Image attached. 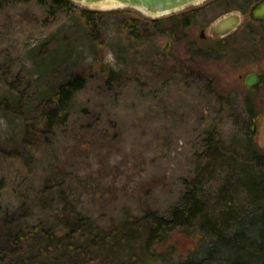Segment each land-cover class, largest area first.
<instances>
[{"label": "rangeland", "instance_id": "rangeland-1", "mask_svg": "<svg viewBox=\"0 0 264 264\" xmlns=\"http://www.w3.org/2000/svg\"><path fill=\"white\" fill-rule=\"evenodd\" d=\"M252 1L198 0L163 14L117 2L74 1L72 10L52 12L35 0L6 1L0 7V206L27 211L17 221L21 227L33 221L56 230L64 229L62 212H78L79 224L97 233L81 249L91 264H179L192 237L177 229L163 242H147L140 226L149 211L164 213L196 174L209 129L216 128L222 149L244 140L246 96L259 113L253 139L264 152V89L244 83L247 73L264 71V21L252 25L251 39L240 35ZM83 9L93 11L91 24ZM234 9L243 11L242 24L216 51L219 38L208 28ZM185 12L195 18L178 35L152 27L154 18ZM75 74L86 85L67 124L50 132L40 104L49 88ZM123 228L130 232L116 239ZM36 236L22 247L38 252V264L88 258L67 250L65 238L45 249Z\"/></svg>", "mask_w": 264, "mask_h": 264}, {"label": "trees", "instance_id": "trees-1", "mask_svg": "<svg viewBox=\"0 0 264 264\" xmlns=\"http://www.w3.org/2000/svg\"><path fill=\"white\" fill-rule=\"evenodd\" d=\"M6 1L31 0H0V7ZM35 1L49 4L52 12L72 10L74 6L72 0ZM92 14V10L81 11L88 24L93 22ZM194 18L195 12L176 13L154 18L151 23L156 31L178 35L193 24ZM131 21L134 24L135 21ZM136 27L134 25L132 29L136 30ZM225 41L226 38H219L214 50L225 48ZM85 85L86 78L75 74L49 88L50 95L40 104L42 126L52 132L55 127L67 124L74 98ZM252 88L264 89V74L258 85ZM245 104L244 140H234L228 149H222L219 145L222 141L215 136L216 128L209 129L203 138L207 148L206 162H202L195 175L185 179L179 196L164 213L149 211L144 216L140 227L147 242H163L177 229L195 240L179 264H264V152L256 147L253 139V131L259 124L254 100L246 96ZM26 212L11 205L0 206V264H38L35 257L38 252L33 255L34 251L27 252L22 247L29 240L36 241L33 239L36 235L44 238L45 249L52 248L56 240L65 238L67 250L87 255L86 262L81 264H91L88 252H81V249L97 233L88 225L79 224L78 212L66 210L62 215L59 213L64 220V225L60 226L63 230L52 226L46 228L44 223L39 227L41 222L35 224L33 221L21 227L17 221L20 216L25 217ZM123 229L116 231V239H124L130 232ZM69 264L80 263L70 257Z\"/></svg>", "mask_w": 264, "mask_h": 264}, {"label": "water", "instance_id": "water-1", "mask_svg": "<svg viewBox=\"0 0 264 264\" xmlns=\"http://www.w3.org/2000/svg\"><path fill=\"white\" fill-rule=\"evenodd\" d=\"M88 4L100 2H117L121 4L137 6L152 14H163L193 4L198 0H72ZM249 16L256 20L264 18V0H258L250 8ZM241 21L238 11H229L218 16L209 26L210 35L223 37L233 31ZM201 33L204 34L202 31ZM201 34V35H203ZM260 71H252L245 75L244 83L247 87H253L259 83Z\"/></svg>", "mask_w": 264, "mask_h": 264}, {"label": "flooded vegetation", "instance_id": "flooded-vegetation-1", "mask_svg": "<svg viewBox=\"0 0 264 264\" xmlns=\"http://www.w3.org/2000/svg\"><path fill=\"white\" fill-rule=\"evenodd\" d=\"M258 0H253L250 5H249V8H248V11H247V20H246V23L247 25L245 26V28L240 32V35L242 38L246 39V36H247V39L249 38V36H251V29H252V25L255 24V23H261L264 21V18L261 19V20H256V19H253L249 16V12H250V8L253 4H255V2H257ZM233 11H238L240 13V15L242 16L243 15V11L241 9H234ZM242 24V19L240 21V23L238 24V26L233 30L231 31L230 33H228L227 35L223 36V37H218V38H226V36L228 37L229 35L233 34L234 32H236V30L238 29V27ZM203 31V30H202ZM201 31V32H202ZM204 32V31H203ZM203 34V33H201ZM206 35L203 34L201 35L202 38H204ZM217 37V36H215ZM251 39V37L249 38ZM256 71H260L261 72V76H260V79L262 78V75L264 74V71H261V70H256ZM260 82V81H259ZM258 85V84H257ZM256 86V85H255ZM253 86V87H255ZM252 88V87H250Z\"/></svg>", "mask_w": 264, "mask_h": 264}, {"label": "bare ground", "instance_id": "bare-ground-1", "mask_svg": "<svg viewBox=\"0 0 264 264\" xmlns=\"http://www.w3.org/2000/svg\"><path fill=\"white\" fill-rule=\"evenodd\" d=\"M107 3H110V2H107Z\"/></svg>", "mask_w": 264, "mask_h": 264}]
</instances>
